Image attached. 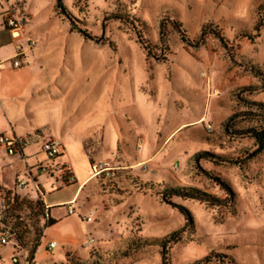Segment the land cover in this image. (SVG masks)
<instances>
[{
	"label": "rangeland",
	"instance_id": "obj_1",
	"mask_svg": "<svg viewBox=\"0 0 264 264\" xmlns=\"http://www.w3.org/2000/svg\"><path fill=\"white\" fill-rule=\"evenodd\" d=\"M62 2L95 40L71 29L56 0L15 5L26 18L25 35L35 42L32 65L42 74L41 106H52L38 120L63 121L59 137L72 139L64 138L66 152L56 163L72 167L77 185L51 198L72 195L89 177L76 208L80 216L91 212L93 220L76 215L81 227H68L72 240L51 251L42 245L48 224L43 189L37 178V193L30 183L16 188L28 166L49 162L42 148L50 131L41 127L35 139L25 136L24 158L0 166L6 219L16 232L13 245L0 247V264H14L12 255L19 256L17 264L25 256L36 264H162V241L174 232L176 241L165 245V264H193L210 255L203 264H264V151L253 155L255 140L237 133L264 127L245 103H264V0ZM259 18V36L250 40L244 34H256ZM173 22L190 42L208 25L222 40L207 35L197 47L188 45ZM234 114L229 134L224 124ZM199 152L224 161L197 164ZM20 165L23 171L15 174ZM93 166L102 171L96 178L90 177ZM207 174L231 186L234 205L171 198L189 211L188 226L161 193L196 187L223 198ZM90 238L94 243L87 245Z\"/></svg>",
	"mask_w": 264,
	"mask_h": 264
},
{
	"label": "crops",
	"instance_id": "obj_2",
	"mask_svg": "<svg viewBox=\"0 0 264 264\" xmlns=\"http://www.w3.org/2000/svg\"><path fill=\"white\" fill-rule=\"evenodd\" d=\"M10 3L15 12L21 15L20 9L15 5V0H10ZM6 10V5L0 8V135L18 137L21 141L23 153L25 154V151L29 147V143L24 140L25 136H28L29 140H33L35 139V135H33L36 134L35 131L41 127H47L50 131V138L61 142L65 154L67 145L64 138L68 140L72 139L70 136H63V138L59 137V127L62 125L63 121L60 122L55 118L47 119L46 121L38 120L41 113L50 111L52 106H49V104L45 102L42 107L40 103L42 100H40L37 90L42 86L40 80L42 74L32 65L35 48L28 50L26 54L19 59V68H14L12 66L11 60L16 54L17 47L19 45H24L26 43V38L30 37L25 35L24 29L20 39H13L11 37L5 27ZM6 156L8 157L10 155H8L3 146L0 145V166L9 161L15 165L19 157L13 155L8 159ZM16 168L15 174H19L23 171L21 165L16 166ZM0 179H4L3 172L0 173ZM88 179L89 177L82 181L81 184H79L80 189L78 190L77 186L76 191L72 195L51 198L55 193H60L67 188L56 187L58 184L53 185L52 180L44 176L38 177V182L43 189L41 199L43 203L49 207V220L54 222L53 225L45 227L42 245L48 244L54 240L58 244L67 243L75 237L70 233L71 231H68V227L77 226L80 228L81 226L77 223L78 218L76 215L69 216L67 214V207L65 205L74 197L79 196L82 190L81 188L88 184ZM54 229H56L55 232L51 233V230Z\"/></svg>",
	"mask_w": 264,
	"mask_h": 264
},
{
	"label": "built area",
	"instance_id": "obj_3",
	"mask_svg": "<svg viewBox=\"0 0 264 264\" xmlns=\"http://www.w3.org/2000/svg\"><path fill=\"white\" fill-rule=\"evenodd\" d=\"M4 5L7 6L6 12V20L5 27L8 30L9 34L13 39H20L22 36V32L24 26L26 24V18L20 14H17L13 9L10 0H0V8ZM35 47V42L31 38H26V43L24 45H19L16 49V54L12 58V66L14 68L20 67L19 59L23 57L26 52ZM0 145L3 146L6 153L10 156L17 155L21 158H24V153L21 145V141L16 136H7L0 135ZM63 146L59 140L50 139L46 143H44L42 151L47 156L49 162L48 163H36L35 165L28 166V171H25L24 177H18L16 179V188L17 191H22L23 187H26L28 183L31 184L32 189L37 193L39 190L38 182L36 178L40 176H44L50 180H52V184H58L56 187H72L77 185V180L72 171V167L64 162L62 164L56 163V160L62 156ZM143 170L145 171L147 168V164L144 163L142 165ZM93 173L92 177L100 176L102 171H97L96 166L92 168ZM27 176V177H26ZM80 189V186H78ZM67 214L69 216L77 215L78 217H82L83 221L87 223L92 222V213L89 212L86 215L80 216L77 212L76 208V197H74L70 202L66 205ZM49 207L44 204V217L46 220L49 219ZM8 211V204L6 200V196L0 194V247L13 245L14 240L16 239V232L13 226L7 221L6 214ZM94 243L92 238L87 240V245H91ZM56 241H51L47 244L48 251H51L57 247ZM12 255V262L14 264L18 263V259ZM22 264H36L35 259L29 260L27 256L22 259Z\"/></svg>",
	"mask_w": 264,
	"mask_h": 264
},
{
	"label": "trees",
	"instance_id": "obj_4",
	"mask_svg": "<svg viewBox=\"0 0 264 264\" xmlns=\"http://www.w3.org/2000/svg\"><path fill=\"white\" fill-rule=\"evenodd\" d=\"M56 9H57L59 14L63 15L69 21L72 30L78 32L85 39L95 40V38L90 36V34H88V32L86 30H82L81 28H79L77 26L76 19L67 10V8L63 4L62 0H56ZM260 10H262V9L260 8ZM114 17L117 18V16H114ZM119 18H121V17L119 16ZM173 24L175 25L177 32L180 33L182 41L184 43H187L188 45H191L192 43H194L193 45H195L197 47L198 45H200L204 42V39L206 38L207 35H214L216 38L222 40V37L219 35V32L217 30L212 29L211 25H208V26H205L204 28H202L201 34H200V36L196 42H190V40L185 36V34L183 32H181L180 24H178L177 22H173ZM262 26H263V19L259 18V20H258V22L254 28L256 34L255 35L244 34V36L250 40L255 39L256 37L259 36V31H260V28ZM251 71L256 75L263 76V74L261 73V71L259 69L251 67ZM262 81H263V85H264V78ZM245 103L248 104L249 108L253 109L252 110L253 112L251 111L249 113H251V114L259 113V115L261 116L260 120L262 123H264V103H262V102H249V101H246ZM236 117H237V115L234 114L232 117L228 118L226 123L224 124V129L229 134H232L230 129L232 128L234 119ZM237 133L242 134V135H248L255 140V143L257 144V150L253 153V155H256V154L264 151V127H263V124L260 128L250 127V128L245 129V130H240ZM202 159L211 161L213 163H219V161H224L220 156H217V155L212 154L210 152H199V153L195 154L194 160L197 164ZM205 173H207V172H205ZM207 175L211 179H213L216 182V184L218 185V187L220 188V190H222L225 193V196L223 198L212 195V194L205 192V191H203L199 188H196V187H178V186L170 187L161 193L162 200L165 203H167L168 205H171L173 208L177 209L181 214H183V216L186 220V225H188V226L192 225V223H193L192 217H191L189 211L187 210L186 207L172 202L170 200L171 198L177 197V198H181L183 200H187V199L196 200L198 202L205 203V204L212 206V207H232L234 205L235 194H234V191L232 190L231 186L228 183H226L225 181L221 180L219 177H214L210 174H207ZM53 224H54V222H52L51 220L48 219V224L46 226L48 227V226H51ZM178 233L179 232H174L162 241V248L164 250L162 253V264H165V249H166L165 245L171 241H176L175 237ZM217 257H225V256L220 254ZM211 258H212L211 255L206 256L204 259L196 261L193 264L207 263L210 261Z\"/></svg>",
	"mask_w": 264,
	"mask_h": 264
},
{
	"label": "bare ground",
	"instance_id": "obj_5",
	"mask_svg": "<svg viewBox=\"0 0 264 264\" xmlns=\"http://www.w3.org/2000/svg\"><path fill=\"white\" fill-rule=\"evenodd\" d=\"M92 177V176H91Z\"/></svg>",
	"mask_w": 264,
	"mask_h": 264
}]
</instances>
